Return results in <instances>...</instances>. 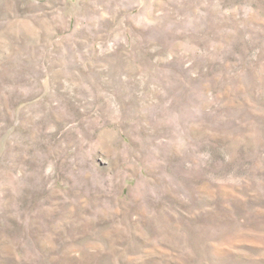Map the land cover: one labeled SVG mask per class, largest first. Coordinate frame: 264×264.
<instances>
[{
	"label": "rangeland",
	"instance_id": "rangeland-1",
	"mask_svg": "<svg viewBox=\"0 0 264 264\" xmlns=\"http://www.w3.org/2000/svg\"><path fill=\"white\" fill-rule=\"evenodd\" d=\"M0 264H264V0H0Z\"/></svg>",
	"mask_w": 264,
	"mask_h": 264
}]
</instances>
